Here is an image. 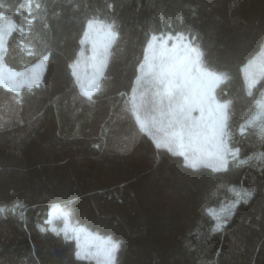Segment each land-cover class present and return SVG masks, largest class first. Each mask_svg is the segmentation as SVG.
I'll return each mask as SVG.
<instances>
[{
	"label": "trees",
	"instance_id": "16d2710c",
	"mask_svg": "<svg viewBox=\"0 0 264 264\" xmlns=\"http://www.w3.org/2000/svg\"><path fill=\"white\" fill-rule=\"evenodd\" d=\"M0 16L14 23L8 67L48 56L38 84L17 91L0 80V264H92L73 238L42 227L53 203L118 240L117 264H264V113L247 122L264 71L252 87L242 72L264 43V0H0ZM94 17L118 38L86 95L73 61ZM165 32L188 35L204 65L225 74L217 93L231 102L229 140L240 149L227 171L191 168L135 118L129 91L150 37ZM232 189L241 194L226 202Z\"/></svg>",
	"mask_w": 264,
	"mask_h": 264
},
{
	"label": "rangeland",
	"instance_id": "374dc122",
	"mask_svg": "<svg viewBox=\"0 0 264 264\" xmlns=\"http://www.w3.org/2000/svg\"><path fill=\"white\" fill-rule=\"evenodd\" d=\"M91 19L111 24L97 17L89 20ZM13 26L14 23L9 17L0 16V80L6 86L19 91L42 81L41 75L46 63L41 65V58L25 69L15 70L3 62V42L6 33ZM153 37L156 39H152ZM108 39L104 27L96 26L89 30L87 22L73 66L81 90L88 95L98 87L103 76L99 75L101 61L106 60L104 74L112 46H107ZM263 71L264 43L242 66L244 78L250 87L257 83L258 76ZM224 79L223 72L204 65L202 50L188 35L182 32L152 34L139 74L129 91L135 118L139 125L142 122L146 126L147 132L156 143L183 153L188 163L219 167L217 158L208 155L215 151L209 125L217 115L215 106L228 102L220 99L217 93V88ZM227 112L229 115L228 109ZM263 113L264 99H260L247 122L255 121ZM229 137L228 130V144L233 148ZM229 158L232 157H227V164ZM235 190L226 202L238 198L236 192L241 194V190ZM0 208L5 210L4 207ZM46 226L73 238L77 252L81 253L80 257L90 260L92 264H117L118 249L113 251L111 244L119 241L111 235L101 234L79 223L72 217L69 207L53 203L48 218L42 224V227Z\"/></svg>",
	"mask_w": 264,
	"mask_h": 264
},
{
	"label": "snow or ice",
	"instance_id": "6c2138e0",
	"mask_svg": "<svg viewBox=\"0 0 264 264\" xmlns=\"http://www.w3.org/2000/svg\"><path fill=\"white\" fill-rule=\"evenodd\" d=\"M28 7L31 6V4L29 3V5H27ZM21 7H26V5H21ZM37 8H39V4L36 5ZM96 26H102L105 28L106 30V34L108 36V45L110 46L111 44H113L114 42L117 41V33L115 31H113V24H104L103 21H100L98 19H91L88 21V28L89 30L94 29V27ZM87 35V33L85 34ZM152 39H156V37H153ZM106 46V49H107ZM30 55H34L35 53L30 52ZM48 61V56H44L41 61L40 64L43 65ZM106 63V60L101 61V66L99 69V75H103V67ZM86 95H88L87 93H85ZM89 99H91V96H89ZM231 102H225L224 104H217L215 106V112H216V116L213 119V123L211 125H209V127L211 128V140L214 141L213 143V148L215 149V151L213 152H209L208 155L214 156L217 158V160L219 161V167H215L213 170L214 171H227V163H226V159L228 156H231L233 159H237L240 155V149L239 148H230L229 144H228V120H229V116H228V112L227 109L229 107V104ZM211 114V113H210ZM139 119V118H137ZM140 129L141 131H147L146 126L141 122L140 123ZM243 131V126L242 129ZM178 135V134H176ZM261 137L262 139H264V129H262L261 132ZM156 147H161V145L159 143L156 144ZM183 154V153H181ZM264 155V154H261ZM260 156H257L256 159H260ZM252 159V157H248L245 160H239L240 164H246L248 162V160ZM189 166L193 169H196L198 167L197 163L195 162H190ZM232 191H236L235 189H232ZM254 191H247L246 195L249 197V199H251L254 196ZM236 195L239 197V192H236ZM245 203H247V200L244 201ZM17 206H14L11 211L15 212V208ZM226 207H230L232 209L236 208V204L233 203L229 206ZM4 209L0 208V213H3ZM221 211L223 212L224 209L222 208ZM210 214L217 220L219 221V214H217L216 212H213L212 210H209ZM23 218V217H22ZM224 223H227V221H225ZM43 230V229H42ZM223 230V225L222 223L218 222L215 224L214 228H213V232H218V231H222ZM120 247L119 243H112L111 244V248L113 251H115L116 249H118ZM77 257H79L81 255V253L77 252L76 253Z\"/></svg>",
	"mask_w": 264,
	"mask_h": 264
}]
</instances>
